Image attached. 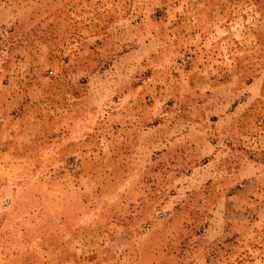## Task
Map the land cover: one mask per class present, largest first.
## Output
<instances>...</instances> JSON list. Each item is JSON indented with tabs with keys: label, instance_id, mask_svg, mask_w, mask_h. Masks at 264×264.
Instances as JSON below:
<instances>
[{
	"label": "rangeland",
	"instance_id": "374dc122",
	"mask_svg": "<svg viewBox=\"0 0 264 264\" xmlns=\"http://www.w3.org/2000/svg\"><path fill=\"white\" fill-rule=\"evenodd\" d=\"M0 248L264 264V0H0Z\"/></svg>",
	"mask_w": 264,
	"mask_h": 264
},
{
	"label": "crops",
	"instance_id": "0c3cea01",
	"mask_svg": "<svg viewBox=\"0 0 264 264\" xmlns=\"http://www.w3.org/2000/svg\"><path fill=\"white\" fill-rule=\"evenodd\" d=\"M2 251H4L3 248H0V264H2ZM10 261V260H9ZM9 264H12L11 261L9 262Z\"/></svg>",
	"mask_w": 264,
	"mask_h": 264
}]
</instances>
